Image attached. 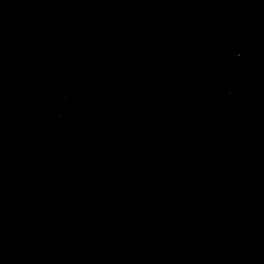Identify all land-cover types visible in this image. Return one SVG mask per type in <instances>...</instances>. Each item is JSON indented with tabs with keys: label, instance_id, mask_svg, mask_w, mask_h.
<instances>
[{
	"label": "trees",
	"instance_id": "16d2710c",
	"mask_svg": "<svg viewBox=\"0 0 264 264\" xmlns=\"http://www.w3.org/2000/svg\"><path fill=\"white\" fill-rule=\"evenodd\" d=\"M0 264H264V0H0Z\"/></svg>",
	"mask_w": 264,
	"mask_h": 264
}]
</instances>
